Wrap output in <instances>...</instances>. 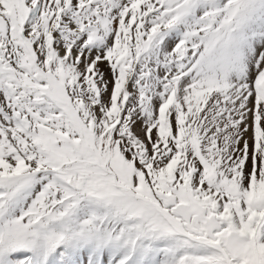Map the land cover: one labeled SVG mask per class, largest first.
Instances as JSON below:
<instances>
[{"label": "snow or ice", "instance_id": "obj_1", "mask_svg": "<svg viewBox=\"0 0 264 264\" xmlns=\"http://www.w3.org/2000/svg\"><path fill=\"white\" fill-rule=\"evenodd\" d=\"M0 264H264V0H0Z\"/></svg>", "mask_w": 264, "mask_h": 264}, {"label": "rangeland", "instance_id": "obj_2", "mask_svg": "<svg viewBox=\"0 0 264 264\" xmlns=\"http://www.w3.org/2000/svg\"><path fill=\"white\" fill-rule=\"evenodd\" d=\"M101 70L104 72L105 78L110 81L111 75H110V72L108 70V66L106 64L101 65ZM110 86H111V84H110ZM249 135H250V133H249Z\"/></svg>", "mask_w": 264, "mask_h": 264}]
</instances>
